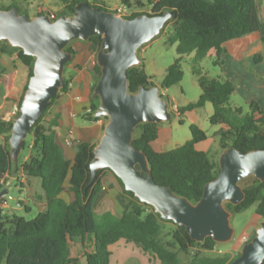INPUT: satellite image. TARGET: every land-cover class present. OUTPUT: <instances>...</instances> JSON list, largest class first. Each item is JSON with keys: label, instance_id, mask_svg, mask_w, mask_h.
I'll use <instances>...</instances> for the list:
<instances>
[{"label": "trees", "instance_id": "obj_1", "mask_svg": "<svg viewBox=\"0 0 264 264\" xmlns=\"http://www.w3.org/2000/svg\"><path fill=\"white\" fill-rule=\"evenodd\" d=\"M81 1L88 0H62L64 8L60 14H55V19L61 15H72ZM120 1L131 9H138L128 15V18L171 11L173 17L162 31L172 23L173 32L168 39L171 43H177L179 55L167 68V73L159 84L146 73L142 62L130 67L127 74L131 93H136L142 86L149 88L159 85L161 89H166L178 84L184 76L181 62L185 55L195 53L193 59L196 66L215 49L216 63H220L227 52L226 43L229 41L255 32L264 37L260 0ZM15 5L11 4L5 8L10 9ZM91 5L107 9L105 0H94ZM145 7H148L149 11H145ZM44 13L45 10H39L36 15ZM88 40L98 52L103 36L93 35ZM0 42L9 46L7 40ZM13 48L18 50L19 58L29 67L30 78L35 58L26 55L20 47ZM66 49L75 54V49L69 44ZM2 51L6 52L7 48L3 47ZM93 70L96 76L94 91L102 74L98 62ZM194 72L198 76L202 94L197 101L180 107V114L211 103L214 113L210 120L212 124L221 126L216 134L220 136V146L223 150L228 147H235L243 152L264 149V109L256 101H252V110L249 112H244L241 107H232L230 100L236 88L233 81L210 77L197 67ZM68 87L69 81L65 78L59 93L31 129L29 134L33 136L32 144L27 145L26 139L24 140L23 149L28 147L30 156L23 162L15 163L12 160L10 144L13 123L20 110L13 119L0 118V192L5 188L7 175H17L19 170H22L28 180L41 179L43 198L47 202L45 210L39 212L36 217L27 219L15 212H4L1 206L3 196L0 197V264H109L112 254L110 247L121 239L133 242L145 252L156 256L159 260L157 264H229L240 255L239 253L232 258L204 255L203 251L215 249L217 241L212 237L197 241L191 237L185 226L163 219L152 205L142 202L134 192L126 190L122 179L111 169H100L92 181L90 162L94 158L96 144L74 140L75 155L71 158L67 142L56 130L57 122L44 120L50 106L68 90ZM24 93L18 103L19 108ZM161 95L163 96L162 92ZM99 99L93 97L91 118H99L95 115L100 105ZM172 112L176 113L173 108ZM180 122L183 124V120ZM159 127L160 123L154 122L139 124L135 131L140 129V133L134 135L133 144L147 154L152 174L159 184L171 186L175 193L196 203L203 195L205 184L214 180L220 172V166L217 168L208 152L197 148V144L207 141L209 136L197 124H191L190 140L176 148L159 152L152 146L158 138ZM104 171L113 173L121 187L122 196L128 200L121 216L111 211L101 214L95 211L94 202L102 189L101 174ZM68 178V190L71 193L69 202L60 197ZM243 188L246 196L240 204H226L239 212L259 202L256 214L264 220V181L257 179ZM26 210L30 211V207H26ZM164 223L173 225L171 239L162 237ZM191 249L196 251L188 261L183 262L180 253L189 254ZM79 250L81 253L77 252Z\"/></svg>", "mask_w": 264, "mask_h": 264}, {"label": "water", "instance_id": "obj_2", "mask_svg": "<svg viewBox=\"0 0 264 264\" xmlns=\"http://www.w3.org/2000/svg\"><path fill=\"white\" fill-rule=\"evenodd\" d=\"M173 17L171 11L162 14H141L134 18L92 6L81 1L70 15L53 19L48 13L30 18L14 6L0 9V40L20 47L35 58L33 73L14 120L10 137L11 158L19 162L23 142L65 82V67L74 54L67 50L75 39L88 40L102 35L97 53L101 76L93 96L100 98L95 115L107 117L103 135L94 147L90 162L92 181L100 169L109 168L122 179L126 190L152 205L163 219L185 226L191 237L204 241L212 237L217 242L232 239L234 229L231 213L225 203L240 204L246 196L241 180L253 175L264 181V149L243 152L226 148L220 156L218 176L205 184L199 201L191 202L178 195L168 185L159 184L151 171L147 154L133 144L135 128L144 122L162 123L172 117L161 87H140L129 92L128 69L139 65L138 50L159 35ZM9 192L6 186L0 197ZM264 261V220L241 253L229 264H262Z\"/></svg>", "mask_w": 264, "mask_h": 264}, {"label": "rangeland", "instance_id": "obj_3", "mask_svg": "<svg viewBox=\"0 0 264 264\" xmlns=\"http://www.w3.org/2000/svg\"><path fill=\"white\" fill-rule=\"evenodd\" d=\"M106 10H114L118 6H125L127 9L136 11L138 9H131L130 7L121 3L120 0H105ZM88 2L94 3V0H88ZM11 4H16L20 13L27 14L30 18L35 17L38 13V8L42 7L45 13L60 14L64 8L62 0H0V9H6ZM145 11H149L148 7H145ZM173 32L172 23H170L165 31L154 37L151 41L144 44L138 50V57L142 62L146 73L152 76L153 80L159 84L167 73V68L174 63L179 56L177 52V43H171L168 37ZM75 41V40H74ZM73 42V41H72ZM72 42L69 45L72 47ZM9 46L6 43L0 42V117L4 119H13L18 114L15 107L18 105V97L15 96L16 85L21 83L20 92L24 91V86L29 79V67L26 66L19 58L18 50L14 49L9 42ZM7 48V51H2V48ZM97 53L93 60L97 62ZM195 53L185 55L182 59V69L184 71L183 79L176 85L167 89L166 93H163L165 99L169 101L170 109L172 108L179 113L180 107H185L191 102H195L202 94V89L198 82V76L194 72L195 67L202 71L203 74H207L210 77H225V70L221 63H216L217 55L215 52L209 53L205 58L200 60L198 64H194ZM71 62H69L70 64ZM230 63V62H229ZM68 64V65H69ZM247 67V72L244 71L235 77V91L231 96L230 105L232 107H241L244 112L252 110L251 103L256 100L258 105L264 109V65H259L252 60H248L244 64ZM232 68V65H230ZM66 69H68L66 67ZM240 75V76H239ZM66 76V75H65ZM67 77V76H66ZM96 77V76H95ZM22 81V82H21ZM96 82V79H95ZM6 83V84H5ZM5 86V87H4ZM6 86L9 89H15L8 97L5 96ZM100 101V99H99ZM214 113V107L211 103H207L204 107L195 109L193 112H186L183 116H178L172 112L170 120L165 121V125L172 127L174 124L175 135L180 140L181 144L186 141L185 138L192 137L190 130L191 124H197L200 128L205 130L210 139L208 141L199 143L197 148L208 152L211 160L215 164L220 166V156L224 151L220 146V136L217 131L221 128L220 125L211 123V116ZM17 118V117H16ZM15 118V119H16ZM106 119V118H105ZM180 120H183L181 124ZM106 122L108 120L106 119ZM140 129H137L134 135H138ZM32 135L29 134L26 138L27 145L30 143ZM173 149L174 145L167 147ZM28 153V147L24 148L21 152V159ZM20 161V160H19ZM110 175L113 173L108 171ZM40 179V178H38ZM259 179L253 175H250L241 180L240 185L242 187L249 186ZM117 188L121 189L118 182H116ZM9 193L15 198H21V191L13 184L9 189ZM4 196V195H3ZM123 201L128 203L126 198ZM15 205L16 200L9 202V205ZM259 202H256L252 206L242 211L236 212L232 206H228L225 203L226 208L230 211V224L234 229L233 237L227 242H217L213 251H203L207 256H227L235 257L241 253L243 245L250 241L257 233V229L261 226L263 219L256 214V208ZM21 208L16 210L19 215L25 216L27 219L34 218L38 215L39 211L36 207H33L30 211L25 210L26 205L22 204ZM107 207H110L116 213L121 212L126 208V205L122 206L120 201L112 199V197L106 199H100L97 205V212H103ZM8 208V207H7ZM24 208V209H23ZM171 223H164L162 237L164 239H171L172 237ZM247 240H244L243 237ZM76 244L74 243V248ZM198 248V247H197ZM110 250L112 254L110 256L109 264H157L159 260L151 253L145 252L140 246L133 242H128L124 239L119 240L117 243L111 245ZM196 250L191 249L190 253H180V259L183 262L188 261ZM81 253V251H77ZM84 261V260H83ZM4 264V263H3Z\"/></svg>", "mask_w": 264, "mask_h": 264}, {"label": "crops", "instance_id": "obj_4", "mask_svg": "<svg viewBox=\"0 0 264 264\" xmlns=\"http://www.w3.org/2000/svg\"><path fill=\"white\" fill-rule=\"evenodd\" d=\"M260 1L261 13L264 18V0ZM39 10L44 9L39 7L38 11ZM71 44L75 49V54L73 59L70 61L71 63H67L66 67L68 69L65 67L64 72V75L67 76H65V78L69 81L68 90L62 93L53 102L46 112L44 120L47 122H57L58 125L56 126V130L60 137L64 139L65 142H67L69 157L73 158L75 155L73 141H87L97 145L103 135L104 127L107 122L105 117H99L96 119L93 117L91 118L90 116V113L92 112L91 104L94 97L93 86L96 79L95 72L93 70V67L96 64L95 60H93L96 51L93 47V44L89 40L82 39H75V41L73 40ZM226 48L227 52L224 54L220 62L225 70V77L223 79H229L234 82L235 77H237L238 74L241 75L243 71L246 73L247 67H245L244 64L247 63L248 60H252L253 62L262 66L264 65V37L258 32L247 34L240 38L231 40L226 43ZM211 52L216 53V50L212 49L209 53ZM230 65H232V68ZM15 88L17 92L15 89L10 90L9 87L6 86L5 96L8 97V95L14 90L16 97H18L19 94V103L24 91L20 92L21 83H19L18 86L16 85ZM167 89L168 88L161 89V92L166 93ZM193 111L195 110H192L191 112ZM176 114L180 117L184 115H179L177 112ZM174 127V124L172 127H169L166 126L164 122L160 123L158 138L152 143V146L156 151L161 152L170 150L167 148L170 145H174V148L182 145L177 137V133L176 135L174 133ZM191 138V136L185 138V141L187 142ZM210 138L211 137H209V139ZM1 141L2 137H0V142ZM32 142L33 136L31 138L30 145ZM29 156L30 150L28 149V153L22 157V159L20 154L19 162L27 160ZM101 181L102 189L97 194L94 202L96 213L101 214L106 211H111L114 214L121 216L125 209L116 213L110 207H107L103 212H97V205L98 202H100V199L112 197V199L114 198L120 201L122 206L126 205L127 207L128 205V203L123 201L124 197L121 194V189L119 190V188H117L116 182L118 181L114 175L112 176L108 173V171H104L101 174ZM22 183H24L23 186ZM13 184L21 191V198L23 199V203L26 205V207H30V210L33 207H36L39 212L46 209L47 202L43 198L41 179L31 178L28 180L23 171L19 170L17 175H7L5 187L8 186V189H10L11 185ZM64 185L65 190L61 192L60 197L69 202L71 200V193L68 190L70 185L69 178L65 181ZM18 209L19 208H16V204L9 205L8 208H3L4 212L9 213H16V210Z\"/></svg>", "mask_w": 264, "mask_h": 264}, {"label": "built area", "instance_id": "obj_5", "mask_svg": "<svg viewBox=\"0 0 264 264\" xmlns=\"http://www.w3.org/2000/svg\"><path fill=\"white\" fill-rule=\"evenodd\" d=\"M114 12H116L118 15H121V16H124V17H127L128 15H130L131 13H133L134 11L132 10H129L127 9L125 6H118L116 7L114 10ZM51 17L53 19H55L56 15L54 13L51 14ZM16 111L18 112L20 110L19 108V105H17L15 107ZM178 113V112H177ZM180 114V112L178 113ZM12 200H16V207H19L21 208V206H23V199L22 198H18V199H15L9 192L7 194H5L3 196V200L1 202V206L2 208L4 207H8L9 206V202L12 201ZM244 240H247L246 237L244 236L243 237Z\"/></svg>", "mask_w": 264, "mask_h": 264}]
</instances>
